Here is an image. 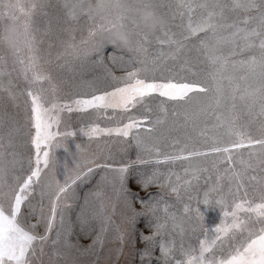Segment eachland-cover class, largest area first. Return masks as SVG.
Masks as SVG:
<instances>
[{
	"label": "snow or ice",
	"instance_id": "6c2138e0",
	"mask_svg": "<svg viewBox=\"0 0 264 264\" xmlns=\"http://www.w3.org/2000/svg\"><path fill=\"white\" fill-rule=\"evenodd\" d=\"M43 6L41 3L26 9L19 0L12 6L13 13L26 18V49L30 55L27 63L24 59H18L17 62L22 65V71L29 80L30 90L26 95L29 97L30 115L25 144L34 149V156L28 158L26 174L15 176L14 185L7 184L4 175L9 162L5 159L6 146L0 136V264H33L34 261H40L44 255V246L50 241V234L55 228L61 201L68 197L78 183L89 180L97 169L117 173L119 187L115 189L116 196L118 199L123 197L131 206V198L135 193L128 187V166L113 168L110 164H97L95 159L84 155L86 146L81 144L76 145L77 151L72 154L74 160L71 168L68 163L61 164L55 156L54 150L64 147L69 138L87 137L88 140H95L113 135L131 136L138 150L152 155L155 165H159L161 160L164 163L186 162L185 174L198 179L201 172L209 171L208 167L194 163L199 161L210 165L211 171L216 173V183L210 191L220 193L216 202L222 211L220 223L214 229L209 228L203 232L205 238L198 240V247L181 243L177 249L175 241L161 239V256L158 259L162 264H264V0H173L169 7H174L181 18L186 12L187 23L181 25L179 38L169 37L159 43L174 46V50L161 52L153 59L136 61L140 67L126 72L124 76L117 77L109 71L110 90L91 95L77 94L65 101L55 95L57 86L51 75L41 69L35 54L30 20ZM9 7L10 0H0V8L8 10ZM66 7L70 15L76 16V5L73 2L67 3ZM230 14L236 17L231 22ZM107 30L101 25L96 30H90L87 38L81 39L79 43L74 42L73 38L66 45L65 55L79 56L100 51L107 42L98 33ZM136 36L140 43H150L142 31L137 30ZM192 37L198 41V45L193 44L192 47L202 53L206 70H194L189 61L184 59L181 70L187 75L179 79L174 75L165 77L162 73L157 76L166 59L181 61ZM82 45L85 47L82 48ZM0 48L4 47L0 45ZM21 52L13 49L12 54L19 57ZM2 64L3 59L0 58ZM28 73H31L30 77ZM3 75L4 72L0 70V76ZM32 86H36L34 90ZM3 88L0 82V90ZM47 91L53 94L52 100L46 99ZM156 98H162L157 107L163 119L158 116L153 121L148 116L139 118L132 115L137 108L150 110L149 102ZM167 102L186 106L183 111L173 109L174 128L187 129L191 125L193 131H196L201 116H214L216 122L210 129L205 124L197 132L196 138L186 134L183 143L179 139L173 140L167 146L171 151L165 152L160 141L150 134L155 132L157 125L167 120ZM65 112L81 116L94 114L96 120H117L118 117L122 119L126 116L128 122L118 123L114 127H101L99 123L92 122L75 130L65 125L61 131V114ZM244 114L248 118L246 123L241 122ZM181 117L182 124L179 123ZM3 118L0 115V121ZM209 132L212 134L209 135ZM148 140L153 142L147 144ZM12 147L9 139L7 148ZM243 151H247L246 159L242 155ZM7 154L13 157L11 163L15 164V152ZM137 160L145 163L139 154ZM49 172L52 175L51 181L45 179ZM138 175V182L144 188L156 183L161 176L157 171ZM172 175L170 173L165 176L164 180L169 190L180 199L181 177L177 175L176 183H173ZM225 180L228 182L227 195L232 197L230 205L224 195ZM183 187L190 189L191 182L185 181ZM37 195L39 201L33 203ZM207 196L208 193H205ZM46 198L50 205L47 213L44 207ZM201 205L211 206L207 199L198 201L196 216L184 215L181 223L192 228L198 221L203 222ZM112 212L115 213V206ZM189 212L190 209L185 205L184 213ZM171 219L175 222L176 217ZM33 220L34 223L31 222ZM100 222L99 233L86 248L78 241L75 244L71 242L70 229L63 236L61 231H56V238L51 240L50 246L56 249V255H61L57 245L68 251L75 249L85 253L94 252L97 246L104 244L108 228L114 224L112 216L103 205ZM60 223L63 226V215ZM41 226L43 233L38 231ZM148 227L155 231L152 236L141 233V239L149 245L142 257L152 255L156 237L163 235L166 222L162 224L150 220ZM117 239L123 241L124 235L118 234ZM177 254L180 258H176ZM217 255L222 258L217 259Z\"/></svg>",
	"mask_w": 264,
	"mask_h": 264
},
{
	"label": "rangeland",
	"instance_id": "374dc122",
	"mask_svg": "<svg viewBox=\"0 0 264 264\" xmlns=\"http://www.w3.org/2000/svg\"><path fill=\"white\" fill-rule=\"evenodd\" d=\"M11 2H15V0H11ZM70 2L73 0H43V8L37 10L30 20L35 42V54L39 58V65L43 71L51 75L53 83L57 86L55 95L61 101L77 94L91 95L94 92L110 90L111 77L108 75L109 71L114 76H124L126 72L140 67L136 61L145 58L153 59L161 52L168 53L174 50V46L170 47L167 43L160 44L159 42L166 41L169 37L179 38L181 25L187 23L186 12L181 18L174 7H169L173 0H157L159 11L168 18V25L155 35H145L150 43H141L138 52L132 53L107 44L100 51H91L87 55L68 56L65 55V48L73 38L74 42L79 43L81 39L87 38L90 30H96L101 25L104 26L102 22L90 20L86 16L70 15L69 9L66 7V4ZM235 18L234 14H230L229 22ZM125 22L135 34L137 30L141 31L134 19L129 18ZM193 44L198 45V41L194 37L190 38L188 49L181 61L166 59L162 64L161 71L157 72V76L162 73L165 77L174 75L179 79L181 76L187 75L185 71L181 70L184 59L189 61V65L194 70L201 68L206 70V61H204L202 53L197 52L192 47ZM81 47L85 46L82 45ZM29 55L27 49L23 50L17 57L6 48H0V58L3 59L0 70L4 72V75L0 76V82L4 85V88L0 90V115L4 117L0 121V136L3 137V143L6 146L5 159L9 162L8 170L4 175V180L9 185L15 184V176L26 174L28 158L34 156V149L25 144L27 120L30 115L28 111L29 97L26 95V92L30 90L29 80L26 79V74L22 71V65L17 62L18 59H24L27 63ZM27 75L30 77L31 73ZM35 87L32 86V89L34 90ZM44 87L47 88L48 85L45 84ZM45 97L52 100L53 94L47 91ZM161 99L151 100L149 102L150 110L137 108L133 110L132 115L139 118L148 116L153 121L158 116L163 119L157 107ZM165 107L168 109L167 120L157 125L155 132L150 134L155 140L160 141V146L165 152L171 151V148L167 146L173 140L179 139L183 143L186 134L196 138L197 132L204 128L205 124L210 129L216 122L214 116L207 118L201 116L196 131H193L191 125L187 129L174 128L173 109L183 111L186 106H177L167 102ZM111 114L109 111V115ZM61 117V131L64 130L65 125L69 129L75 130L92 122L99 123L101 127H114L118 123L128 122L126 116L122 119L118 117L117 120H96L94 114L81 116L76 113L68 114L65 112L61 114ZM247 119L246 114L241 116L242 123H246ZM179 123H183L182 117ZM211 134L209 132V135ZM9 139L12 141V148H7ZM152 142V140L146 141L147 144ZM77 144L86 146L84 155L89 159H95L97 164H110L113 168L128 166V187L135 193L134 197L131 198V206L129 207L123 197L118 199L116 196L115 189L119 187L116 181L117 173L102 168L97 169L89 180L78 183V186L74 187L68 197L61 201L55 228L50 234V241L44 246V255L40 261H34L33 264H162V261L158 259L161 256L159 248L161 239L175 241L177 249L181 243H184L185 246L198 247V240L205 238L203 232L209 228L214 229L220 223L222 211L216 203L220 193L210 191L216 183V173L211 171L210 165H205L199 161L194 162L209 168L208 172H201L199 178L196 179L191 174H185L186 162L164 163L161 160L159 165H155L152 155L147 151L138 150L136 141L131 136L118 137L115 135L104 136L95 140H88L87 137L69 138L64 147L54 150L55 156L61 164L68 163L69 168L72 167L74 160L72 154L76 153ZM13 151L16 154L15 164L11 163L13 157L7 154ZM138 154L145 163H140L137 160ZM242 155L246 159L247 151H243ZM22 168L23 172L21 171ZM153 171L161 174L160 179L144 188L138 182V174H151ZM170 173L173 174V183H176L177 175L181 177L179 181L180 199L169 190L165 183L164 177ZM252 174L255 175L256 173ZM45 179L51 181L50 172L46 174ZM185 181L191 182L190 189L183 187ZM227 189L228 182L225 180L223 190L227 203L230 205L232 197L227 195ZM3 190L7 191V188ZM205 193H208L207 197H205ZM205 199L210 202L211 206L201 205L204 214L203 222L198 221L192 228L181 223L184 215L196 216L195 209L198 206V201L202 202ZM38 201L39 196L37 195L33 203H38ZM142 201L146 203H142ZM101 205L107 209L114 222L108 228L104 244L97 246L96 250L91 253L75 249L68 251L57 245L61 255H56V249H53L50 243L52 239L56 238V231L58 230L63 236V233L70 229L72 233L71 242L75 244L78 241L84 248L92 243L101 227ZM185 205L190 209L187 214L184 213ZM113 206H115L114 214L112 212ZM44 207L47 213L50 207L47 198L44 201ZM166 207L167 214L165 213ZM138 213L143 214L136 215ZM61 215H63L64 220L63 226L60 223ZM173 216L176 217L175 222L171 219ZM150 220L154 223L164 224L166 222V227L163 230V235L156 237L152 255L142 257V253L149 245L141 239V233L145 236H152L155 231L154 228L148 227ZM31 222L34 223L35 221ZM38 231L43 233V226ZM85 233H90V235H85ZM118 234L124 235L123 241L117 239ZM65 253L67 254L65 255ZM176 258H180L178 254ZM219 258L222 257L217 255V259Z\"/></svg>",
	"mask_w": 264,
	"mask_h": 264
},
{
	"label": "clouds",
	"instance_id": "9594fccd",
	"mask_svg": "<svg viewBox=\"0 0 264 264\" xmlns=\"http://www.w3.org/2000/svg\"><path fill=\"white\" fill-rule=\"evenodd\" d=\"M43 0H19L26 9L39 5ZM11 2L8 10L0 8V45L9 50L27 48L28 35L25 31V16L13 13ZM76 15L102 22L108 28L100 31L99 37L112 47L138 52L141 43L127 26L126 20L134 19L145 35H155L168 25V18L161 13L157 0H73Z\"/></svg>",
	"mask_w": 264,
	"mask_h": 264
}]
</instances>
